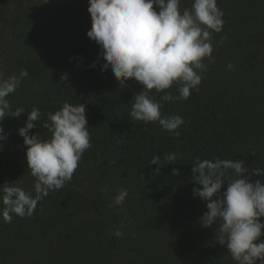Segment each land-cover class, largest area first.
Masks as SVG:
<instances>
[{
    "label": "trees",
    "instance_id": "1",
    "mask_svg": "<svg viewBox=\"0 0 264 264\" xmlns=\"http://www.w3.org/2000/svg\"><path fill=\"white\" fill-rule=\"evenodd\" d=\"M191 4L181 0L180 7ZM217 4L224 26L213 33L215 62L205 60L199 91L188 100L162 102L163 116L185 121L176 138L158 122L130 120L142 86L132 80L121 87L110 70H100V46L87 36L88 0H0V67L5 78L29 72L8 97L26 112L2 123L7 138L0 142V186L18 181L35 196L36 179L18 134L33 107L42 115L30 135L49 139L47 114L68 102L86 106L91 136L72 180L50 191L31 217L14 216L11 223L0 217V264H237L219 244V223L204 228L198 222L207 207L193 196L198 185L191 164L216 156L264 168V0ZM221 36L227 40L217 46ZM63 74L68 79L62 83ZM169 91L178 95L175 86ZM150 94L157 101L163 95ZM170 153L177 159L168 165L163 157ZM154 156L162 166L150 164ZM257 179L264 182L252 176L253 183ZM122 188L128 197L116 206ZM117 229L123 237L114 235Z\"/></svg>",
    "mask_w": 264,
    "mask_h": 264
},
{
    "label": "clouds",
    "instance_id": "2",
    "mask_svg": "<svg viewBox=\"0 0 264 264\" xmlns=\"http://www.w3.org/2000/svg\"><path fill=\"white\" fill-rule=\"evenodd\" d=\"M47 0H45V3ZM92 26L87 36L100 46L105 61L100 70L111 71L121 87L136 81L142 91L134 96L130 120L144 123L158 122L164 131L179 138L184 125L179 115H162V102L188 100L191 91H199L208 64L214 63L213 33H221L223 11L217 0H192L191 8L181 9V0H88ZM159 9V11L155 9ZM227 40L221 36L217 46ZM207 60L208 64L205 63ZM91 67H96L94 62ZM228 70H234L229 63ZM29 76L27 69L5 78L0 67V142L7 137L2 127L7 117L19 118L22 107L13 108L8 97L15 93ZM67 74L61 82L67 81ZM175 86L178 95L170 89ZM163 93L157 101L150 93ZM26 126L18 130L27 148L28 168L36 182L35 196L22 185L5 182L0 186V217L11 223L14 216L31 217L37 204L50 191L60 190L70 182L78 169L85 150L91 147L86 106L64 102L54 114H47L43 127L51 133L49 139L30 135L41 118V111L33 107L27 112ZM176 153L165 154L163 160L175 164ZM151 165L162 166L154 156ZM192 165L194 198L206 203L207 211L199 218L204 228L219 223V244L226 245L237 264H264V182H252V176H264V168L246 166L243 160L197 157ZM154 175H160V168ZM172 175L179 176L173 168ZM144 180V177L141 176ZM225 184L227 185L225 189ZM128 197L120 189L114 205L121 206ZM123 210V209H122ZM126 211V210H124ZM116 237L124 232L117 229Z\"/></svg>",
    "mask_w": 264,
    "mask_h": 264
}]
</instances>
